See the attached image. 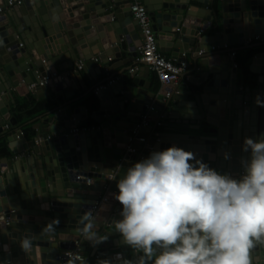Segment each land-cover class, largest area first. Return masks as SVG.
Segmentation results:
<instances>
[{
    "label": "water",
    "instance_id": "water-1",
    "mask_svg": "<svg viewBox=\"0 0 264 264\" xmlns=\"http://www.w3.org/2000/svg\"><path fill=\"white\" fill-rule=\"evenodd\" d=\"M6 1L0 0V4ZM143 1L162 52H172L174 58L181 60L182 53L195 47L192 57L195 67H199L202 57L203 64L212 67L199 77L203 79L198 87L207 83L202 92L192 90L186 100L177 97L172 89L166 99L169 90L156 89L147 66L143 64L140 69L130 71L133 67L130 63L138 56L136 46L140 41L136 39L141 40L142 33L140 23L133 17L130 0H31L0 17V93L10 96L13 103V97L29 91V83L54 72L58 76L50 82L51 90L75 96L76 89L84 84L76 74L68 75L67 70L79 60H85L84 70L93 76L91 80L105 76L93 86L97 101L93 102L96 108L91 117L99 124L96 129L72 133V129L86 121V112L90 110L86 105L73 108L79 101L76 98L47 114L45 123L50 124L52 138L47 139L48 134L39 132L28 140L15 128L7 133L15 160L5 159L1 165L0 225L4 227L0 228V264H60L57 259L67 250L62 243L58 248L57 243L70 242L63 236L66 234L72 235L74 245L80 242L85 251L92 248L89 258L98 256V262L103 264H120L121 258L136 255L121 239L113 238L118 232L105 229L121 218L122 205L115 199L120 177L144 156L148 146L152 147V153L164 150L163 146L156 148L158 144L170 145L164 133L150 136L155 129L152 124L141 127L136 135L135 130L150 106L154 107V111H149L150 122L160 121L163 112L166 118L182 125L177 127L173 123L166 129L176 131L174 136L180 139L174 142L179 143L177 147L194 154L192 163L203 161L222 174L239 177L244 171V161L250 156V152L243 150L244 139L264 136V85L251 90V86L238 79L237 69L229 75L235 57L231 60L224 56L236 50L227 46L244 44L257 33L264 36V0ZM213 22L217 24L213 26V35L206 36L210 38L208 43L202 32ZM213 46L220 50L215 53L220 56V63L210 62ZM201 50L205 53L199 54ZM97 56L100 62L95 60ZM115 56L130 64L118 74L106 69L109 58ZM262 58L264 53L254 57L252 71H259L257 63ZM117 75L121 76L116 79ZM259 82L264 83L263 76ZM214 87H218L215 92L219 97L210 96L209 90ZM35 94L42 97L49 95V90L39 87ZM183 100L188 103L181 104ZM177 112L188 116L172 118V113ZM0 117L1 132L5 121L9 128L17 123L2 98ZM188 120L198 123V134L189 133L195 128L188 125ZM39 136L43 137L40 141ZM132 136L146 137L148 142H140L138 138L131 142ZM200 144L203 155L193 151ZM128 147L135 152L128 151ZM114 170L117 175L109 184L105 175ZM78 175H88L92 180L87 183L86 178L78 179ZM106 184L110 185L108 189ZM103 198L106 201L95 216L96 229L108 238L92 245L80 232V218L89 212L84 205L91 209ZM101 211L108 214L103 216ZM6 217H11L9 225L5 223ZM53 221H58L54 225L55 235H42L46 225ZM23 235L33 237L35 242L28 253L18 244ZM254 256L258 264L264 262V248L258 249Z\"/></svg>",
    "mask_w": 264,
    "mask_h": 264
},
{
    "label": "clouds",
    "instance_id": "clouds-1",
    "mask_svg": "<svg viewBox=\"0 0 264 264\" xmlns=\"http://www.w3.org/2000/svg\"><path fill=\"white\" fill-rule=\"evenodd\" d=\"M242 147L250 156L239 177L192 163L194 154L175 145L128 167L117 181L122 209L112 226L136 255L120 264H258L254 253L264 248V136L246 137ZM96 222L91 211L80 218V232L92 245L108 238ZM56 223L42 235H55ZM18 244L28 253L33 237L23 235ZM70 264L88 262L77 254Z\"/></svg>",
    "mask_w": 264,
    "mask_h": 264
},
{
    "label": "crops",
    "instance_id": "crops-1",
    "mask_svg": "<svg viewBox=\"0 0 264 264\" xmlns=\"http://www.w3.org/2000/svg\"><path fill=\"white\" fill-rule=\"evenodd\" d=\"M203 10V9H202ZM9 10H7L8 12ZM6 12V13H7ZM196 12V11H195ZM205 13V15L207 16V11L206 10H203V14ZM4 16V15H2ZM0 16V17H2ZM204 16L203 20L204 22L206 21L207 22V17ZM209 22V21H208ZM209 24V23H208ZM217 24V22H213L212 26H209L207 27V29H205L203 32H202V36L205 37L206 41L209 43L210 41V38H207L206 36H210V35H213V33L215 31H213V26ZM260 33H257V35H259ZM137 42H139L140 40L136 39ZM260 44L259 46H263L264 45V40H260V41H254L253 43H248V41L246 40V42L244 44H237L235 46H227L226 48H231V47H234L236 48L235 51L239 52L241 50H244V49H247V48H252V47H259V46H253L255 44ZM140 44V42H139ZM138 44V45H139ZM251 46H250V45ZM247 46V47H246ZM250 46V47H249ZM137 47V46H136ZM171 48V47H170ZM191 52H188L187 53V59H190L192 60L193 62V65L185 72L183 73V75L181 76L179 82L175 85H173L172 89H173V93H175L177 95V97L179 98H186V100L190 97L189 96V92L194 90L196 91L198 89L199 92H202V87L203 85L207 84H203L201 87H198V83L201 82V79L203 78H199L200 76L202 77L204 73H207L209 71L210 68H212L210 65H205L203 64V60H205L204 57L200 58L199 59V69L195 67V61L192 59L193 57V53L195 54V47H192L191 49ZM217 51H220L219 48H216V51H210V53L213 52L212 56L209 57L210 59V62H214L216 60H218L220 63L221 61V58L220 56H217L215 55V53H219ZM164 54H166L167 56L169 57H173L172 55V52H163ZM224 56L227 58V59H233L231 56L227 55V54H224ZM180 58L182 59V54L180 55ZM200 61H202V63H200ZM237 63L236 62V56H235V59L232 60L231 62V65H230V70L231 72L229 73V75H232L236 69L238 71V79L242 80L243 81V85H246V86H251V90H255V89H258L259 87H261L263 84H261L259 82V77L263 76L264 77V58H262L258 63H257V70L259 71H252L251 69V66L253 64V61L251 63V66H250V71L254 74H256V76H258V80L257 81H254L252 83H248V77H246L241 69L239 68V66L236 68L234 66V64ZM130 64L131 67L134 66L136 64V59H134ZM130 64H124V62H122V60L120 58H117L116 56L113 57V58H109V61H108V68H106L107 70L108 69H112V72L111 73H114V74H118L120 72H122L125 68H127V66L129 67ZM94 71L95 69L92 68ZM74 74H76L80 79L81 81L83 82V86L80 88V89H76V94L75 96L73 97H67V94L65 93H57V92H53L50 88V86H48V90H49V95L47 94H44V96L40 97L39 95H36L35 93L31 92V91H28L27 93H22V94H18L17 96L13 97L15 99V103L12 102V98H10V96H7L6 94L4 93H0L2 99H5L6 102H7V105H8V108H9V112L11 114V117L12 118H15L17 123L16 125L13 127V128H6V125L8 123V121H5L4 122V130L1 132L0 131V144H1V141H2V138L3 136H7V133L10 132L11 133V130L12 129H16L18 131H22L24 136L28 139V140H31L33 139L34 137L38 136L39 132L40 133H46V134H51L50 131H49V125L50 124H47L45 123L47 121V117H49V111L52 110L53 108L57 107L59 104H65V103H68L70 102L71 100H75L76 98L79 99V101L73 105V108H75L76 106H83L85 105L84 102L85 100L91 96L92 94L96 95L95 93V89L93 86H95V84L101 80H103L105 78V76H98L97 78H94L93 80H91L90 78H93V76L88 72V71H85L84 68L82 70H80L79 72H75ZM73 74V75H74ZM121 75H117L116 79L118 77H120ZM151 81H153L154 85H157V90L158 89H163V84L157 79L156 75L154 73H151V76L149 78ZM210 80V77L209 79ZM77 84L76 81L74 80V85ZM218 87H214V88H210V96L211 97H219V95L217 96L216 94V89ZM28 93H33V95H35V97L39 100V101H42V100H46V99H49L50 101H52L54 103V106L51 107L50 109L48 110H44L43 112L39 113V114H36V115H28V110H23V111H19L17 109V105H18V102L19 103H23L22 101H19L21 98H24ZM184 103H188V101H182L181 104H184ZM246 104V103H245ZM248 105V103H247ZM183 110V109H182ZM87 114V119L86 121H84L82 123V125H88V126H93V125H99L98 123H96V121L91 117V114L92 112L90 110H87L86 112ZM20 115H21V119H20ZM175 115H183V116H188V114H185V113H182V112H177V114L175 113H172L171 117L173 118ZM170 117V118H171ZM2 118V117H0ZM159 120L161 122V125L158 126L156 121L155 122H150V125H154L155 129L153 131V133L150 134V136H157L159 137L161 134L164 133V135L166 134L167 138L169 139V141H166L168 143H170V145L168 146H165V144L163 145H157L156 148H159V147H162L164 149L168 148V147H171L173 145H179L178 144H174L175 141H179L180 139L176 138L174 135H176V131H172V130H167L166 128L167 127H171L173 126V123L177 126V127H181L182 125L180 123H177L175 122V120H171V119H168L165 117L164 113L162 112L160 114V117H159ZM158 121V120H157ZM92 122V123H91ZM169 123L171 125H169ZM188 125L192 128H195V129H192L189 133L192 134V135H196L199 133V131L196 129L199 125L198 123L194 121H190L188 120ZM1 126V124H0ZM163 135V136H164ZM78 138V137H77ZM167 139V140H168ZM7 140V145H8V149L10 151V156L8 157H1L0 158V172H1V165L3 164L4 160H12L14 162L15 160V154L12 152V148L10 146V142L8 140V137L6 138ZM78 140V139H77ZM39 143V142H38ZM181 145H185V144H181ZM187 145V144H186ZM189 145V144H188ZM194 146V144H192ZM191 145V146H192ZM199 149H196L193 147V151L196 150V153H199V154H202L203 155V152L202 151V147L203 145H197ZM195 149V150H194ZM133 153V152H132ZM205 153V152H204ZM205 155V154H204ZM11 168V167H9ZM117 170V169H116ZM115 170V172H116ZM94 172V171H93ZM84 175H78V179H81L83 178ZM7 206H5L6 208ZM83 208H86L87 210H90L88 209L89 207L85 206ZM102 212V215H106L108 214L106 211H101ZM103 215V216H104ZM104 219V218H103ZM106 231H112V232H115V230L113 229V226H107ZM110 234V232H109ZM65 236L66 240L70 241V242H59L57 243L58 244V248H60V244L62 243L63 246L66 248V250H71V249H74L76 245H74L72 243V235L71 234H66V235H63ZM114 239L118 240V239H121L120 235H116L113 237ZM35 243V242H33ZM87 256H88V259L89 258V254H91L92 252V248L90 247H87ZM135 256L133 255L132 258H134ZM59 258V257H58ZM91 262H95V263H98V256H95V257H91ZM58 261V259H57Z\"/></svg>",
    "mask_w": 264,
    "mask_h": 264
},
{
    "label": "built area",
    "instance_id": "built-area-1",
    "mask_svg": "<svg viewBox=\"0 0 264 264\" xmlns=\"http://www.w3.org/2000/svg\"><path fill=\"white\" fill-rule=\"evenodd\" d=\"M31 0H7L4 4H0V16L5 15L7 10L13 9L14 7H19L24 5L25 3L29 2ZM130 8L133 13V17L135 20H137L142 29L141 33V40L140 44L136 47V51L138 52V56L136 59V64L131 68V72H134L138 69H140L143 64L148 67L151 73H154L157 77V79L163 84V89H168L169 92L167 93L166 99L171 96L172 93V87L173 85L177 84L183 75L192 65L193 62L190 59H187V52L182 53V59L178 60V58L169 57L166 54H164L161 51V47L159 44V41L156 36V32L153 28V24L151 21V16L149 14V11L147 9L146 4L143 0H130ZM180 30V28H178ZM264 40V36L259 34L256 35L254 38L247 39L248 43H253L254 41H260ZM250 45V44H249ZM20 46L23 47L24 43L21 42ZM212 50L215 51L216 47L213 46ZM237 51H232L230 53V56L234 58L236 56ZM205 51L201 50L199 54H204ZM186 58V59H183ZM96 61L100 62V57L97 56L95 58ZM85 60H79L76 62L75 66L69 70H67V74H74L75 72H79L84 68ZM234 66L237 68L238 64L235 63ZM200 67H198L199 69ZM58 76L57 73H53L51 75L43 77L40 81L31 82L28 84V90L35 93L37 88L39 87H48L50 86V82L54 80ZM0 95V99H1ZM149 111H154V107L150 106ZM147 111L143 114L142 121L138 124L137 129L135 130V133L139 132V129L141 127H147L150 125L149 116L150 113ZM157 125L160 126L161 122L157 121ZM98 125L88 126V125H79L78 127L72 129V133L78 134L81 131H88V130H94L96 129ZM5 127V126H4ZM6 128H9L8 125H6ZM23 133V132H22ZM52 138V134L48 133L47 139ZM135 138H138L140 142H148V138L146 137H137L132 136L130 138V141L133 142ZM43 137L39 136L38 141L42 140ZM151 148L147 147L146 153L144 156L140 159H144L148 157L151 154ZM128 151L135 152V149H132L128 147ZM139 160V161H140ZM117 171H112L111 173H108L105 175L106 179L109 181V184L114 180V177H116ZM83 178H86L87 183H90L92 178L87 176H84ZM109 184H106L105 188H109ZM106 200L103 198L101 201H96L95 205L89 210L93 213L94 216H96L97 211L100 208V205L104 203ZM14 212V211H11ZM5 223L9 225L11 223V217H6ZM76 246L74 249L67 250L65 253L60 254L58 261L60 264H70V258L74 255H80L85 257L88 264H97L95 262H91L90 259H88L86 251L81 247L80 242L75 243Z\"/></svg>",
    "mask_w": 264,
    "mask_h": 264
},
{
    "label": "trees",
    "instance_id": "trees-1",
    "mask_svg": "<svg viewBox=\"0 0 264 264\" xmlns=\"http://www.w3.org/2000/svg\"><path fill=\"white\" fill-rule=\"evenodd\" d=\"M259 53H264V45L259 47L247 48L239 52H236V62L239 68L241 69L242 73L246 77H248V81H247L248 83H252L258 80V76H256V74L250 71V66L254 57ZM19 101H22L23 103L18 102L17 109L19 111L20 110L23 111L27 109L28 110L27 113L30 116L39 114L44 110H48L54 106V103L49 99L39 101L35 97V95H33V93H28L24 98H21ZM94 101H97V97L96 95L92 94L84 102V104L88 106L91 112L94 111V109L96 108V106L93 103ZM20 119H21V115H20ZM6 138L7 136H3L0 144V158L10 156V151L8 149Z\"/></svg>",
    "mask_w": 264,
    "mask_h": 264
}]
</instances>
